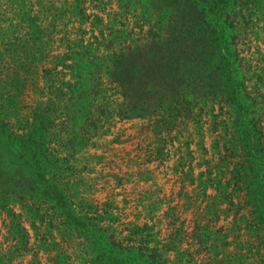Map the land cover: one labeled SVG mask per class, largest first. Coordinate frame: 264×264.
<instances>
[{"label": "trees", "instance_id": "obj_1", "mask_svg": "<svg viewBox=\"0 0 264 264\" xmlns=\"http://www.w3.org/2000/svg\"><path fill=\"white\" fill-rule=\"evenodd\" d=\"M19 1L23 12L19 24L14 23L13 27L25 23L30 30L24 39L11 44L7 53L20 50L22 63L28 66L20 69L32 76L24 80H31L36 85L39 73L35 68L40 58L47 54L52 31L46 38L48 27L38 23L37 15L33 14L34 1ZM74 1L82 15L81 36L68 46V52L60 55L62 60L53 68L61 65L65 70L76 72L72 79L46 76L45 86L38 94L41 99L29 104L12 83L13 79L3 78L0 71V179L7 185L2 194L9 197L7 203L0 202V207L9 211L15 230L22 234L19 242L0 249V263L12 264L17 247L29 245L32 236L24 224L26 217L37 238L45 245L39 246L35 253V264H40L42 249L53 252L55 264H73L74 255L68 252L67 239L80 236L86 239L83 264H196L195 255L181 245L180 231L162 237V232L156 230V223L122 222L121 216L113 213L118 210L113 197L94 206L91 197L82 196V186L86 182L84 172L90 169L87 164L81 168L79 165L89 160L76 156V146L87 144V128L77 126L70 114L59 129L58 119L62 118L61 111L69 112L71 107H76L78 97L84 99L83 96L88 94L90 105L96 103L105 107L111 104L108 107L119 108L120 115H126L129 109L143 112V117L154 123L158 134L170 130L178 118L188 117L199 127L207 120L214 133L215 155L208 162L214 161V164L205 173L208 176L205 189L214 186L223 203L236 205L239 210L249 209L247 225L249 232H253L248 235L255 240L247 242L248 251H254L255 262L252 264H264V50L259 45L264 41V0H177L174 5L182 4V29L176 37L159 38L154 47H149L145 34L114 42L117 37L113 31L106 34L101 30L100 37L92 31L87 38L89 30L83 27L87 25L84 20L92 15L88 14L86 0ZM137 1L130 0L134 6ZM194 17L203 19L207 25L202 34L201 51L217 56L219 61L214 64L207 60L203 62L202 65H211L210 71L201 78L207 83L201 85L199 81L196 88L187 90L179 88L174 80L172 63L181 51L193 47L186 42ZM141 21V25L138 20L135 25L140 31L145 20ZM134 29L126 26L122 34L129 32L131 35ZM1 35L5 37L2 28ZM254 41L258 43L255 45ZM101 45H105L106 53L100 52ZM7 53L0 51V60ZM245 53L257 55L255 63L246 58ZM198 61L205 60L199 58ZM83 68L88 69L83 77L92 83L82 80ZM64 72L58 71L57 75L66 76ZM65 87L66 91L62 92ZM52 89L59 92L54 98L51 97ZM194 89L201 91L203 96L188 93ZM137 94L155 98L148 100L138 96L134 100ZM119 98L123 99L119 101ZM163 104L168 108H163ZM116 113L113 110L111 115ZM6 164L11 166L14 176L11 179L1 176ZM28 164L32 165L31 176L34 178L28 187L12 181L23 177L20 167ZM213 168L217 169L215 176ZM38 183L43 185L42 189ZM88 189L92 192L93 186ZM15 201L22 204L26 216L10 208L9 204ZM76 206L80 210H76ZM93 207L94 214L91 213ZM218 211L219 207H216L214 213ZM197 227L202 229L201 241L207 246L211 242L208 252L213 257H209L208 264H246L249 258L239 251L225 253V257L220 258L231 242L219 247V238H211L208 234L212 231L209 223L203 226L198 223ZM55 229L62 235V242L57 241ZM221 230L224 228L214 232ZM236 230L240 231L241 227L237 226ZM229 236L223 234L225 239Z\"/></svg>", "mask_w": 264, "mask_h": 264}, {"label": "rangeland", "instance_id": "obj_2", "mask_svg": "<svg viewBox=\"0 0 264 264\" xmlns=\"http://www.w3.org/2000/svg\"><path fill=\"white\" fill-rule=\"evenodd\" d=\"M32 1L36 3L33 14L37 15L38 23L48 27L47 30L45 29L46 38L52 31L50 33L52 40L45 51L47 54L40 58V63L35 68L39 73L36 85L31 80L27 82L24 80L27 76L29 78L32 76L28 75L24 69H20L28 67L22 63L20 50L16 53L11 51L7 53L11 44L17 39H24L25 34L30 30L25 23L19 27H13L14 23L19 24L23 12L20 1L16 0L12 3L10 0H0V28L5 31V37L0 36V51L7 53L3 60H0V71L3 78L13 79L12 83L23 93L25 102L29 104L41 99L38 94L45 86L46 76L70 80L76 74V72L65 70L61 65H58L55 70L53 68L62 60L59 58L60 55L68 52V46L80 38L81 22H83L74 0ZM175 1L177 0H139L134 6L130 0H86L88 14L92 15L90 19L84 20L87 25L83 27L89 30L86 36L90 37L92 31H95L99 37L101 30L106 34L113 31L117 37L114 39L115 42L126 40L128 36L139 37L145 34L149 47H154L155 41L159 38L176 37L178 31L182 29L180 28L182 4L174 5ZM238 7L235 5V9ZM96 14L102 19H96ZM141 19L145 20L142 31L136 27L137 20L140 21V25L143 22ZM126 26L130 29L135 28L131 35L129 32L122 34ZM190 28L191 34L186 44L193 47L187 51H181L178 57H174L175 61L172 63L174 80L177 81L179 88L183 87L187 90L196 88L199 81L201 85L207 83L201 78L210 71L211 65H202L203 62L207 60L214 64L219 61L217 56L201 51L202 34L207 28L205 21L194 17V23ZM153 36H155L154 39ZM257 43L254 41L255 45ZM259 45L264 50L263 40ZM101 46L100 52L106 53L108 50L105 45ZM252 49L255 50V48ZM244 55L255 63L257 55L251 56L250 53ZM199 58H204L205 61L200 63ZM122 62L125 63V61ZM18 69L21 71H17ZM47 70L51 71L46 73ZM85 70L88 69L83 68L81 77H85ZM58 71H66L64 72L66 76L62 73L57 75ZM84 77L82 80L92 83V80ZM104 81L107 82V79ZM66 89V87L62 89V92ZM56 93L59 94L53 90L51 97L54 98ZM188 93L190 95L196 93L198 97L203 96L201 91H195V89ZM70 95H64V97L71 98ZM138 96L148 100L155 98L153 95L137 94L134 100ZM87 97L88 94L83 96L84 99L78 97L76 107H71L69 112L61 111L62 118L58 119L59 129L63 127L62 122L70 114L74 117L77 126L87 128L85 133V136L89 137L87 144L76 146V156L89 160L88 163L84 160L82 161L84 163L79 165L81 168L87 164L90 169L84 172L86 182L82 186L83 197H91L94 206L98 202L103 203L113 197L115 206H118V210H113V213L121 216L122 222L137 220L141 224L156 223V230L162 232V237L173 236L176 230L180 231L181 245L195 255L196 264H208L211 261L209 257H213V254L208 252L211 242L207 246L200 239L202 229H198V223L201 226L210 224L212 231L208 234L211 238H219V247L225 242H231L230 246L223 249L220 258L225 257V253L239 251L249 258L246 264L255 262L252 255L254 251H248L247 243L255 240L248 235L253 232H249L247 225L249 209L245 207L239 210L236 205L223 203L221 194L214 186L205 189L208 177L205 173L214 164V161L208 162L214 159L215 155L214 133L211 130L212 125L207 120L206 123H202V127H199L188 117L178 118L174 124L172 123L173 127L171 126L170 130L158 134L154 123L144 118L143 112L139 110L132 112L129 109L126 115L123 113L120 115L119 108L108 107L111 104L105 107L96 103L94 106L90 105ZM163 106L168 108L166 104ZM101 109L104 111L101 112ZM113 110L118 113L111 115ZM95 123L96 127H94ZM60 155L63 153L60 152ZM10 167V164H6L2 169L1 176L4 179L12 178ZM20 168L23 171V177L13 178L12 181L28 187L31 179H34L31 176L32 165H23ZM212 171L214 176L217 175L216 168ZM6 186L0 179V202L2 203L9 201V197L2 194ZM38 186L42 189L43 185L38 183ZM88 186H93L92 192ZM12 188L13 186H10V189ZM11 197L16 199L15 195ZM235 202H238V199ZM9 206L16 213L26 216L21 203L15 201ZM216 207H219L217 214L214 213ZM76 210L80 208L76 206ZM94 211L93 207L91 213L94 214ZM25 218H23L24 224L32 238L27 247L19 245L16 251L14 250L16 254L12 264H35V253L42 245L35 230ZM14 224L9 211L0 207V249L20 241L22 234L15 230ZM237 226L241 227L240 231L236 230ZM220 228L224 230L214 232ZM225 233L230 234L227 239L223 237ZM54 234L57 241L62 242L63 237L59 231L55 229ZM85 243L86 239L82 236L73 240L67 239L68 252L74 255L71 259L73 264H83ZM43 246L45 245L41 248ZM52 254L53 252L42 249L39 252L40 264H55Z\"/></svg>", "mask_w": 264, "mask_h": 264}]
</instances>
